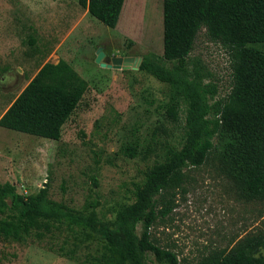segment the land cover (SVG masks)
Returning a JSON list of instances; mask_svg holds the SVG:
<instances>
[{"label":"rangeland","instance_id":"obj_1","mask_svg":"<svg viewBox=\"0 0 264 264\" xmlns=\"http://www.w3.org/2000/svg\"><path fill=\"white\" fill-rule=\"evenodd\" d=\"M162 2L125 0L111 29L78 0H0V117L45 63L64 60L88 84L59 141L0 127V184L10 183L20 194L46 186L50 200L76 209L95 206L101 221L114 220L122 206L133 202L135 185L162 160L163 146L179 147L182 124L164 116L168 86L136 69L102 67L95 59L99 49L109 59L162 56ZM249 47L264 53V43ZM190 61L211 73L206 82L217 86L218 98L229 93L228 53L204 30ZM135 142L140 143L138 157L119 154L122 145ZM186 175L173 211L150 231L152 242L173 251L180 264H196L264 232V201L244 199L219 172L214 155ZM103 246L98 234L62 227L40 242L0 241V264H94ZM148 259L154 264L153 256Z\"/></svg>","mask_w":264,"mask_h":264},{"label":"trees","instance_id":"obj_2","mask_svg":"<svg viewBox=\"0 0 264 264\" xmlns=\"http://www.w3.org/2000/svg\"><path fill=\"white\" fill-rule=\"evenodd\" d=\"M124 1L78 4L114 29ZM162 15V56H143L138 70L168 86L164 116L171 124H182L179 147L163 146L162 160L144 172L133 202L122 206L112 221H101L95 206L76 209L50 200L46 186L35 194H20L12 184H0V241L40 242L65 227L98 234L104 241L94 264H150L149 255L154 264H180L173 251L152 242L150 231L158 218L173 211L176 192H184L186 172L211 155L244 199L264 201V53L249 47L264 43V0H163ZM201 30L229 56L231 87L223 98L212 81L206 82L211 73L190 61ZM87 89L64 60L45 63L0 117V127L59 141ZM139 148L138 142L125 143L119 154L133 159ZM263 251L264 232H259L196 264H264Z\"/></svg>","mask_w":264,"mask_h":264},{"label":"water","instance_id":"obj_3","mask_svg":"<svg viewBox=\"0 0 264 264\" xmlns=\"http://www.w3.org/2000/svg\"><path fill=\"white\" fill-rule=\"evenodd\" d=\"M104 53L99 49L97 51L96 63H99L102 67H108L113 69H139L141 58L133 57H113V58H104ZM103 60V62H101ZM110 62V63H109Z\"/></svg>","mask_w":264,"mask_h":264},{"label":"crops","instance_id":"obj_4","mask_svg":"<svg viewBox=\"0 0 264 264\" xmlns=\"http://www.w3.org/2000/svg\"><path fill=\"white\" fill-rule=\"evenodd\" d=\"M85 11L87 12V10L85 9ZM88 13V12H87ZM53 64V63H52ZM56 64V63H55ZM2 116V115H1Z\"/></svg>","mask_w":264,"mask_h":264}]
</instances>
